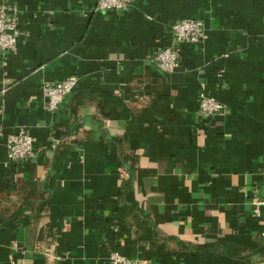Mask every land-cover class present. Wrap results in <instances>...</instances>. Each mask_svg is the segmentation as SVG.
Here are the masks:
<instances>
[{
	"label": "crops",
	"instance_id": "0c3cea01",
	"mask_svg": "<svg viewBox=\"0 0 264 264\" xmlns=\"http://www.w3.org/2000/svg\"><path fill=\"white\" fill-rule=\"evenodd\" d=\"M19 11L0 65V264H264V0H0ZM184 17L202 44L154 62ZM75 76L55 113L44 81ZM225 106L197 123L199 94ZM31 134L36 156L6 139Z\"/></svg>",
	"mask_w": 264,
	"mask_h": 264
},
{
	"label": "built area",
	"instance_id": "2783aa9c",
	"mask_svg": "<svg viewBox=\"0 0 264 264\" xmlns=\"http://www.w3.org/2000/svg\"><path fill=\"white\" fill-rule=\"evenodd\" d=\"M132 0H97L95 11L126 12ZM19 11L16 7L3 3L0 5V65L6 66L7 53L17 51L20 36ZM207 39L204 23L192 17H184L176 21L172 27V42L158 50L154 56L156 66L165 73L176 71L180 66V45L184 42L202 44ZM77 78L69 76L56 81H44L41 95L46 110L55 113L65 96L77 86ZM225 106L205 91L199 94L197 123L210 124L225 115ZM6 151L11 160L33 159L36 156L33 137L24 129L17 130L6 139ZM260 195L253 200L252 209L255 215H264V183ZM264 236V233H263ZM109 264H144L139 259L129 258L118 251L110 253Z\"/></svg>",
	"mask_w": 264,
	"mask_h": 264
}]
</instances>
